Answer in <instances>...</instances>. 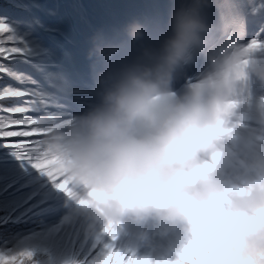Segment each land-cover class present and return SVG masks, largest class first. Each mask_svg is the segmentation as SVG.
<instances>
[{"label": "clouds", "instance_id": "1", "mask_svg": "<svg viewBox=\"0 0 264 264\" xmlns=\"http://www.w3.org/2000/svg\"><path fill=\"white\" fill-rule=\"evenodd\" d=\"M214 2L179 0L160 46L130 61L114 62L119 48L98 43L106 67L97 102L40 125L48 177L66 198L64 223L105 240L92 264H264V97L258 116L250 98L253 77L264 84V41L245 44L227 29L216 38L204 14ZM127 33L139 41L144 26ZM200 56L208 66L175 90L178 70ZM150 219L177 234L172 247L141 257L117 246L129 220ZM33 257L0 254V264Z\"/></svg>", "mask_w": 264, "mask_h": 264}, {"label": "trees", "instance_id": "2", "mask_svg": "<svg viewBox=\"0 0 264 264\" xmlns=\"http://www.w3.org/2000/svg\"><path fill=\"white\" fill-rule=\"evenodd\" d=\"M122 1L0 0V23L9 29L0 35L11 37L12 44L25 50L9 59L0 58V68L4 69L0 71V90L10 88L27 94L0 101V107H27V116L39 119L31 123L53 122L61 113L56 111L59 91L71 80L66 65L69 55L100 33L113 37L111 21ZM218 1L242 3L256 16L250 38L264 41V14L257 16L264 0ZM34 131L45 135L41 127ZM37 149V167L49 176L41 142ZM24 152L27 150L19 145L6 146L0 140V241L5 242L0 254L27 250L34 253L32 264H64L73 259L92 264L105 240H86L81 226L64 223L68 211L64 194L32 167L35 158L21 155ZM146 228L140 235V223L129 220L117 246L135 249L142 257L165 252L177 241V234L165 233L155 219H150Z\"/></svg>", "mask_w": 264, "mask_h": 264}, {"label": "rangeland", "instance_id": "3", "mask_svg": "<svg viewBox=\"0 0 264 264\" xmlns=\"http://www.w3.org/2000/svg\"><path fill=\"white\" fill-rule=\"evenodd\" d=\"M178 2L179 0H125L115 12V20L112 22L114 28V37H111L112 41H110L108 36L107 39L102 36L97 39L92 38L81 49L75 50L69 55L71 60L66 65H68L67 69L70 70L68 72L71 74V80L66 83V88L60 91L61 98L57 103L59 109H56V111L59 112L58 110H60L61 113L54 120H66L80 115L97 102L100 77L106 67L103 58L94 54V47L98 43L119 48L118 54L113 58L116 63L125 62V60L130 61L146 49L159 47L160 45L153 43L151 37L155 35L156 38L163 37L164 39L169 34L170 14L178 6ZM230 7L234 8L235 14L234 23L229 27V32L235 31L243 38V43L247 44L252 40L250 38V30L255 18L253 19V16L247 12L242 3L235 1L222 4L215 0L213 6L204 10V14L208 22L218 28L221 21V13ZM133 11H135V16L129 19ZM263 14L264 8L259 12L258 18L262 17ZM133 23H140L144 26V36L139 41L132 40L127 33L128 26ZM160 26L163 29L158 31L157 29H160ZM226 28L225 26L221 27V38H226L222 35L224 33L223 30ZM199 62L203 66L207 65L205 57L199 59ZM196 72H198L197 69L191 70V73ZM185 85L184 83V87ZM181 90L183 91L184 88ZM261 97H264V84L253 77L250 83V98L253 104L254 116H258L255 105ZM52 109H54V106H50V110ZM249 123L255 126L256 121L252 120ZM4 248L5 242L0 241V250L2 251Z\"/></svg>", "mask_w": 264, "mask_h": 264}, {"label": "snow or ice", "instance_id": "4", "mask_svg": "<svg viewBox=\"0 0 264 264\" xmlns=\"http://www.w3.org/2000/svg\"><path fill=\"white\" fill-rule=\"evenodd\" d=\"M8 30L6 24L0 23V33L4 34ZM11 39V37L0 35V58L9 59L14 55L24 53L25 50L12 44ZM3 70L0 68V71ZM24 95L27 94L10 88L4 89L0 90V101H7ZM29 110L27 107H0V140L4 141L6 146L19 145L20 148L26 149L27 152L21 153V155L34 157L32 167L47 176L42 169L37 167V146L40 144L43 134H38L34 131L40 125L39 123H31V121H38L39 119L29 118L27 116ZM9 125L16 127H9ZM48 179L50 180L49 177ZM51 183L54 185L53 182Z\"/></svg>", "mask_w": 264, "mask_h": 264}, {"label": "bare ground", "instance_id": "5", "mask_svg": "<svg viewBox=\"0 0 264 264\" xmlns=\"http://www.w3.org/2000/svg\"><path fill=\"white\" fill-rule=\"evenodd\" d=\"M133 13L131 14V16H129V19H131L133 16H135V11H133ZM234 14H235V10L232 7L225 9L221 13L220 25L218 26V28H216L217 31L214 33V36L216 38H221V27L222 26L227 27L226 29L229 32V27L231 25H233V23H234ZM170 16H171V14H170ZM162 29H163V27L160 26V29H157V30L160 31ZM222 35H225V33H223ZM151 39L155 45H160L162 43V41L164 40L163 37L156 38L155 35L153 37H151ZM119 57H121V56H119ZM202 58H204V57L203 56L198 57L197 62L195 64L189 66L188 68L178 70L177 78H176L175 83H174L175 90L182 93L183 91L181 89L184 88V83L186 84L189 78H195L200 72H202L208 66V65L203 66L200 64L199 59H202ZM126 61H128V60H125V62ZM193 69H197L198 72L191 73V70H193Z\"/></svg>", "mask_w": 264, "mask_h": 264}]
</instances>
